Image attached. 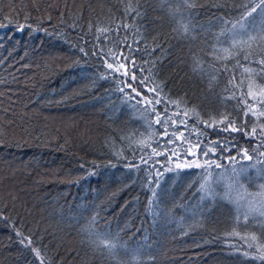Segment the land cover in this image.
<instances>
[{"label": "trees", "instance_id": "1", "mask_svg": "<svg viewBox=\"0 0 264 264\" xmlns=\"http://www.w3.org/2000/svg\"><path fill=\"white\" fill-rule=\"evenodd\" d=\"M192 4L172 0L170 7L191 21L194 40L178 37L160 0H0V264H40L17 231L45 264H264L251 259L264 244V218L243 219L250 201L264 200L257 174L264 170V117L243 115L245 100L264 99V38L258 23L232 28L250 0ZM126 45L135 57L130 75L142 69L136 79L148 76L147 96L163 101L161 118L167 105L177 122L169 133L179 139L165 146H177L171 158L185 157L186 147L214 149L198 160L221 164L207 169L216 174L213 197L201 199L204 168L166 167L167 151L151 156L163 139L159 125L149 126L154 113L139 97L125 103L99 78L106 68L92 53ZM194 60L203 72H192ZM224 116L256 134L203 123ZM15 163L21 166L11 170ZM239 165L248 171L237 179ZM94 215L95 230L116 245L111 252L81 230Z\"/></svg>", "mask_w": 264, "mask_h": 264}, {"label": "snow or ice", "instance_id": "2", "mask_svg": "<svg viewBox=\"0 0 264 264\" xmlns=\"http://www.w3.org/2000/svg\"><path fill=\"white\" fill-rule=\"evenodd\" d=\"M172 0H160L161 7L163 8L165 5H168V11L169 14L173 17L176 23V28L173 30L177 33L178 37L184 38V39H195V36L192 35L193 29L191 27V21L186 20L184 16L177 15L180 12L179 8L172 9L170 7ZM179 2L187 7H192V0H179ZM251 7H248V5H245V12L242 14L241 18L234 24H232V28L235 29L237 27V24H239V27L241 29H244L246 25L248 27H253L259 24V27L261 29V36L264 38V0H250ZM132 11H135V9H131ZM253 13L256 15L253 16ZM139 15V13H137ZM249 17H252L251 20H248ZM4 25H0L2 27ZM126 27V26H125ZM23 27L18 26L17 31H22ZM100 32H107L108 29H98ZM224 31L219 35H223ZM247 35V33H245ZM249 38H253L249 36ZM219 39V36L217 37ZM233 47H235V41L233 42ZM81 52H84V49H80ZM227 51V50H225ZM131 47L125 46L123 48L117 47L115 51L104 53L102 49H98L97 51H94L92 53L93 56H98L101 60V67H105L106 70L100 75V79L109 80L113 85H115V91L123 93V101L127 103L129 100L136 99L139 97V99L136 100L137 104L141 105H147L145 107V111H151L154 113V121L149 122V126L151 127V124L154 122L155 124L159 125L163 131L160 133L161 137L163 138L162 141H158L155 148H152V152L155 155H160L162 152L167 151L170 153L169 159H171L172 155H178L175 152V149H168L165 146L171 145L175 143V139H179V136L176 135L175 130L170 134L169 133V127L171 125H175L177 122L175 120H171V117L167 115V105H165V108L162 110L164 113L163 118H161V112L157 110L156 106L163 103L162 100L156 98V96H147L148 86L145 83V81L148 79V76H141L140 80L137 81L136 79V71H142V69H136V71H133L131 75L129 76V68L128 65H131L133 68H136L135 65V57L130 54ZM87 55V53H85ZM259 63L264 64V60L259 61ZM204 69L199 61H195L192 65V72L193 73H200L203 72ZM214 79V77H213ZM137 84L143 85L144 90H137ZM160 86L157 84L155 88L150 89L152 92H157V89H159ZM125 89H131L130 92L125 91ZM158 95V93H157ZM251 95V93H249ZM244 103L247 105L246 110L244 111L243 115L245 117H248L249 114L252 116H255L257 120H259L260 117H264V99H255L253 98V103L248 104L247 100L244 101ZM256 109H259L256 111ZM171 121V124L169 123ZM225 121H228V117L224 116L221 120H213L211 122L204 121L203 123L206 125V127H213L218 124H225L224 128L221 129L222 131H228L229 129H232L233 131H241L245 136L247 135H255L257 132L256 127H253L251 129V133L244 131L243 127L237 128L235 120L228 121L225 123ZM180 123H184L181 121ZM261 128V134L264 135V122L260 123ZM180 135H183V133H180ZM199 135H204L203 132H200ZM185 143L193 144V142L190 140V138L185 139ZM195 147L199 148V143L194 144ZM264 146V142H262V145ZM151 147V145H149ZM159 149V150H158ZM228 150V149H225ZM209 152H212L215 154L214 149L207 148L202 152L195 153L191 152V149H185V157L187 155H193L196 157V159L187 161V167H197V168H204L205 172L201 175L205 177L204 182L199 185V191L202 193L201 199H207L211 198L215 195V189L212 186V182L210 181V177L212 176L211 172H208L207 169L211 168L213 164H215V167L219 168L221 167V164L216 163L214 161L205 160L204 164L198 163V160L201 156H208ZM261 156H264V152L260 153ZM244 156L247 159H252V156L247 154V151L244 150ZM231 159H236L235 156H233ZM177 168L182 167L181 164L176 165ZM259 177L261 179H264V170H257ZM245 172L244 169L240 170V173L237 175V179L241 175H243ZM159 180L156 181L155 186H150L149 191L151 192V198L148 200V210L151 212L153 209V205L155 203V198L157 196V192L155 191V187L158 186ZM241 187H243V184H241ZM260 187L264 189V184H261ZM230 203L232 201H229ZM249 208L246 212L243 214V219L245 223L248 221L249 217L255 214L256 216L264 218V200L257 202L255 205H253V202H249ZM239 205L237 206V211H239ZM155 214V213H153ZM239 219V217H238ZM97 217L94 215L90 220L86 222V224L81 229L82 231L87 232L90 236H93L95 238V242L98 243V246H102L103 248L108 249L110 252L116 247V245L108 239L107 234L100 233L95 230V225L97 224ZM17 236H21L20 243L24 245L25 247H30L31 251L35 254L36 258L39 260L40 264H45L44 257L41 256V252L39 248H36L32 246V240L29 237H25L17 231ZM255 238V237H254ZM249 247H252L250 244ZM244 255L247 257L249 256V253L245 252ZM251 259H254L256 261L264 262V244H260L256 248V253L251 256Z\"/></svg>", "mask_w": 264, "mask_h": 264}, {"label": "rangeland", "instance_id": "3", "mask_svg": "<svg viewBox=\"0 0 264 264\" xmlns=\"http://www.w3.org/2000/svg\"><path fill=\"white\" fill-rule=\"evenodd\" d=\"M6 45H9V43H7ZM6 49H8V47H6ZM48 57H54L53 56V54L51 55H48ZM40 61H41V59H40ZM37 62V61H36ZM39 63H42V62H39ZM45 63V62H44ZM128 68H129V76H130V71H131V66L130 65H128ZM177 147V146H176ZM176 147L174 148L175 149V151H176ZM185 149H188V147H186ZM191 149V148H190ZM191 152H195V151H192V149H191ZM155 154L153 153V154H151V156H154ZM188 157H178V156H174L173 158H171L170 160H168L167 161V164H166V167H171L172 169H177V167H176V165L179 163V164H181L182 165V167H180L181 169L182 168H187V161H190V160H193V159H196L195 158V156H193L192 158H188ZM145 160H149V159H145ZM0 161H1V159H0ZM19 163V162H18ZM18 163H15L13 166H12V168H11V170H18V167H20L21 166V164H18ZM198 163H200L199 161H198ZM200 164H204V161L202 160L201 161V163ZM7 167H10V164H7ZM241 169H244L245 170V172H244V174L243 175H245V173L248 171V165H239V166H237L236 167V176L238 175V173H240V170ZM258 174V173H257ZM213 175V178H216V174H212ZM243 175H241L240 177H243ZM239 177V178H240ZM212 178V176L210 177V179ZM222 178L224 179V182H223V185H225L226 184V182L228 181V178H227V176L224 174L223 176H222ZM2 192V191H1ZM8 194V193H7ZM235 196H237V197H241V196H245V193L244 192H235V194H234ZM20 197V196H19ZM21 199H22V196H21ZM237 199H239V198H237Z\"/></svg>", "mask_w": 264, "mask_h": 264}]
</instances>
